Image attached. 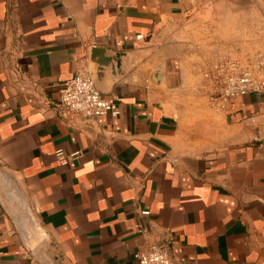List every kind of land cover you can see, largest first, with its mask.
Masks as SVG:
<instances>
[{
	"label": "crops",
	"instance_id": "0c3cea01",
	"mask_svg": "<svg viewBox=\"0 0 264 264\" xmlns=\"http://www.w3.org/2000/svg\"><path fill=\"white\" fill-rule=\"evenodd\" d=\"M241 2L0 0V264H138L159 240L189 264H264V92L216 106L165 39ZM81 70L117 115L61 116Z\"/></svg>",
	"mask_w": 264,
	"mask_h": 264
},
{
	"label": "built area",
	"instance_id": "2783aa9c",
	"mask_svg": "<svg viewBox=\"0 0 264 264\" xmlns=\"http://www.w3.org/2000/svg\"><path fill=\"white\" fill-rule=\"evenodd\" d=\"M262 92H264L263 56L253 55L242 61L226 60L214 68L210 94L216 106L224 108L238 97ZM59 109L64 118L67 116L90 118L119 113L117 104L101 96L92 77L84 70L78 71L62 84ZM55 155L62 164L66 163V157L61 149H57ZM140 213L145 215L148 212L143 210ZM144 230V227L139 228V231ZM133 256L138 264H189L184 258H172L169 254V243L160 240L149 242L145 248L134 252Z\"/></svg>",
	"mask_w": 264,
	"mask_h": 264
},
{
	"label": "rangeland",
	"instance_id": "374dc122",
	"mask_svg": "<svg viewBox=\"0 0 264 264\" xmlns=\"http://www.w3.org/2000/svg\"><path fill=\"white\" fill-rule=\"evenodd\" d=\"M165 39L169 43L184 41L185 54L210 74L211 82L220 62L242 61L253 55L264 57V0L210 4L195 16L185 32H168Z\"/></svg>",
	"mask_w": 264,
	"mask_h": 264
},
{
	"label": "water",
	"instance_id": "95a60500",
	"mask_svg": "<svg viewBox=\"0 0 264 264\" xmlns=\"http://www.w3.org/2000/svg\"><path fill=\"white\" fill-rule=\"evenodd\" d=\"M89 54H90L91 59H94V57L97 58V60H95V61L99 65H110L111 67L114 66V63L112 62V56H105V50H103L100 47L91 48ZM90 76H91V74H90ZM92 79H93V77H92ZM93 81H94V79H93ZM94 83H95V81H94ZM95 86H96V84H95Z\"/></svg>",
	"mask_w": 264,
	"mask_h": 264
}]
</instances>
